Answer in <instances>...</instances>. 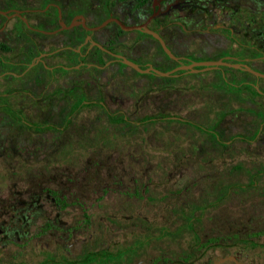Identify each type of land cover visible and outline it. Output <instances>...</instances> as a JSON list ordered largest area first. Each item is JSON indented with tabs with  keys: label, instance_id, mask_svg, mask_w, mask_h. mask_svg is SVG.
Returning a JSON list of instances; mask_svg holds the SVG:
<instances>
[{
	"label": "rangeland",
	"instance_id": "rangeland-1",
	"mask_svg": "<svg viewBox=\"0 0 264 264\" xmlns=\"http://www.w3.org/2000/svg\"><path fill=\"white\" fill-rule=\"evenodd\" d=\"M55 1L66 19L79 12L92 25L103 21L113 2L115 14L132 4ZM261 12H251V28L257 23L255 28L264 29ZM28 18L34 22L42 15ZM236 20L237 15L230 18ZM46 25L55 27L40 20L37 28ZM74 33L81 31L23 32L16 21L0 31V60L29 62L36 46L46 53L43 64L53 67L38 72L42 66L34 62L19 77L0 76V96L5 94L29 124L0 114V220L15 214L9 198L11 205L18 201L26 209L8 236H0V264L44 259L65 264L87 253L132 246L134 252L117 264H210L226 256L264 264V79L229 67L160 77L137 73L105 55L101 65L92 45L81 44ZM94 35L136 64L148 62L160 71L169 66V58L136 32L119 33L111 24ZM254 37L250 43L261 47ZM215 43L211 48L191 43L180 55L188 64L218 59ZM225 49L239 52L229 42ZM225 81L235 87L245 81L259 92L245 84L236 91ZM74 86L87 100L101 97L104 108L82 107L61 130L68 103L77 99L70 91ZM113 113L124 114L127 123L112 122ZM144 115L179 121L140 123ZM46 122L57 129L34 130V124ZM194 125L215 132L218 142Z\"/></svg>",
	"mask_w": 264,
	"mask_h": 264
},
{
	"label": "flooded vegetation",
	"instance_id": "flooded-vegetation-1",
	"mask_svg": "<svg viewBox=\"0 0 264 264\" xmlns=\"http://www.w3.org/2000/svg\"><path fill=\"white\" fill-rule=\"evenodd\" d=\"M121 1L132 2L131 7H124V9L119 10V13L115 14L112 11L111 7L116 6L117 2H113L111 4L112 6H109L106 17L103 19V21L109 18H116L125 26H140L142 24H145L147 29L156 32L160 36V38L164 41L166 47L174 56L178 58L180 57L179 60H173L175 62V67L184 65L183 61L186 62L185 64H188L186 57L181 56L180 52H184L191 43L193 45H196L197 48H199L203 43L211 48L213 47V45L210 46L209 44L214 41L216 42L214 46H216V48L221 51V56L218 59L231 64L244 65L254 71L264 73V29L255 28L257 23H253V28H251L250 25L251 12H254L257 8L261 9L262 11V16L260 18H264V0H144L141 3L140 0ZM60 8V4L55 0H42L41 8L24 6L20 4L15 5L6 0H0V31L5 28L6 24L10 22L15 23L16 21L21 26L23 32L25 31L52 36L58 34L60 31L68 30L62 29L60 31L52 33L60 28V23L67 26L73 22L76 24L72 28H69L70 30H73L74 32H76L78 29L80 31L81 29L83 30V32L81 31V34H84L81 44L86 43L90 47L92 45L90 43V40H94L106 50L108 48L107 45L95 39V32H99L104 27L111 24L117 28V31L119 33L125 32V30H122L114 22H109L104 27L99 28L93 32L85 31L79 23L81 21L79 16L83 17L84 24L88 27L98 26L103 21L99 24L92 25L87 21L85 16L79 12H75L71 16V18L66 19L63 15V10H61ZM51 10H54V16L51 14ZM31 14L42 15V18L37 19V21L31 22V20H29L28 18V16ZM234 15H237V20L235 21V23L230 22V18ZM22 18L26 19L27 24L23 22ZM40 20L46 22L47 24L54 25L55 27L51 28L46 25V29L37 28V23ZM42 31L46 33H43ZM127 32H136L139 39L145 38L147 40H150L159 48L160 52H163L158 40L148 32H145L143 29L127 30ZM80 35H75L74 33V38L80 40ZM239 36L243 37L242 42H240ZM253 36H255V39H258L261 47L252 45L250 43L251 37ZM228 42L231 44H235L239 48V52L236 54H231L226 51L225 48ZM146 46H148V44L144 45L143 47ZM92 47L95 50L96 46L92 45ZM34 50L36 54L31 57V60L29 62L21 61L19 63H10L5 62L4 60H0V67L3 68L0 76L19 77L34 68L36 66L34 65V62H38L42 66V69L38 72H41L42 70L51 72L53 67L47 66L42 62V59L44 58L43 56L46 55V53L41 52L36 46L34 47ZM107 51L114 55L124 56L121 51H116L111 48ZM163 55L168 59V56L165 53ZM109 57L119 61L111 54H109ZM129 60L134 61L132 59ZM141 65H145L146 67L152 66L156 68L154 65L148 62L142 63ZM258 66H261L262 69H260V67ZM221 67L228 68V66H219L217 68ZM18 68H21V72L17 74L15 73V69ZM229 68L233 70L237 69L246 71L241 68ZM75 101L68 103V110L62 121V125L60 127L61 130H64L68 127L73 115L75 114V112L71 114L68 125L64 127V122L69 117V112L73 108ZM85 101L87 102L95 100H87L86 98ZM8 105L12 106L7 102L5 94H3L2 96H0V114L7 116L9 119H12L11 115L6 112V108ZM25 124L26 125L24 126L29 125L28 122H26ZM43 125L53 126V128H45L46 130L57 129V126L50 122H46ZM43 125L34 124L33 128L37 131L41 128H37L36 126ZM7 200L9 208L13 209L15 214H5L4 219L0 220V236H8L11 224L20 222L23 218V215H21V213L26 210H21L22 203H19L17 201L11 205L10 198ZM234 257L235 260L239 262V264H244V262L238 260L236 256ZM219 260L220 258H212L210 264H236L234 261L220 262Z\"/></svg>",
	"mask_w": 264,
	"mask_h": 264
},
{
	"label": "trees",
	"instance_id": "trees-1",
	"mask_svg": "<svg viewBox=\"0 0 264 264\" xmlns=\"http://www.w3.org/2000/svg\"><path fill=\"white\" fill-rule=\"evenodd\" d=\"M144 0H140V3L143 2ZM81 31L83 32V30L81 29ZM84 34H81L80 35V42L83 40ZM107 50H110V48H107ZM95 51H96V61L103 65L105 64L106 62L104 60H102V57L100 55H105V56H109L108 53L100 50L99 48L95 47ZM162 54H164L162 51H161ZM29 60H31L29 58ZM169 60V66L167 67L166 70H163V71H169V70H172L174 67H175V62L171 59H168ZM186 62L183 61V64H185ZM138 66L141 67V68H146L145 65H141L138 63ZM180 73H183V71H176L174 74L177 75V74H180ZM254 79H256V77L254 75H251ZM170 78L172 76H169ZM168 77V78H169ZM225 84L229 87H231L232 89L236 90V91H240L241 90V84H245L244 86L245 87H248L250 88L253 92L255 93H258L259 90L257 87H255L254 84H251V83H247L245 81H239L238 84H237V87L234 86V84L232 83H229V82H226L225 81ZM239 85V86H238ZM70 91H73V92H76L77 94V100L75 101L74 105H73V108L70 110L69 112V117L67 118V120H65L64 122V127H66L70 121V116L72 113L78 111L79 109H81L82 107L86 106V105H92V104H97V105H100L102 108H104L103 104H102V98L99 97L97 100L95 101H85L86 97L84 96V93L81 89H79L77 86H74L71 88ZM6 112H8L10 115H11V118L12 120L16 123V124H21V125H26V121L24 120V117H23V114L21 111H19L18 109H16L15 107H12L10 105L7 106L6 108ZM113 116L115 118H113ZM109 119L114 122V123H127V118L124 114H115L113 113L112 115H109ZM166 119H169V120H173V119H177L175 117H167V116H164V115H144L140 118V123H150V124H154V123H157V122H160V121H163V120H166ZM177 121H179L177 119ZM37 128H53V126L51 125H43V126H36ZM194 128L195 129H198L199 131L203 132V133H206L207 135H209L215 142H218L217 140V134L215 132H213L212 130H205L203 129L202 127L198 126V125H194ZM190 222L191 220H188V226H190ZM147 243V241H143L142 242V245ZM135 246H132V247H128V248H123V249H120L118 251H116L115 253H110V252H107V251H100V252H97V253H87V254H84L83 256H81L80 258L76 259V260H65V264H90V263H93L95 261H99L101 264H117L121 261V259L123 257H125L127 254L129 253H133L134 250H135ZM49 259H44L42 260L41 262H39L38 264H48L49 263Z\"/></svg>",
	"mask_w": 264,
	"mask_h": 264
},
{
	"label": "water",
	"instance_id": "water-1",
	"mask_svg": "<svg viewBox=\"0 0 264 264\" xmlns=\"http://www.w3.org/2000/svg\"><path fill=\"white\" fill-rule=\"evenodd\" d=\"M59 16H60V11H59ZM79 18L81 19V21L79 22L81 24V26L83 27V29L85 31H89V32H93L99 28L104 27L106 24H108L109 22H114L115 24H117L122 30H133V29H143L145 32H148L149 34H151L154 38H156L163 50V52L168 56V58L172 59V60H179L180 57H176L174 56L169 49L166 47L164 41L160 38V36L152 31L146 28L145 24H142L140 26H125L123 25L119 20H117L116 18H109L105 21H103L100 25L95 26V27H88L84 24V20L82 16H79ZM23 22L25 24L26 23V19L22 18ZM76 23H70L69 25H63L62 23H60V28L52 33H55L57 31H60L62 29H69L72 28L73 26H75ZM28 26V25H27ZM43 33H46L44 31H42ZM89 39V38H87ZM90 43L93 46H96L97 48L113 55L116 59H118L122 64L130 67L132 70L136 71L137 73H151L154 75H158L160 77H169V76H175V72L176 71H187V72H197V71H206V70H210V69H214L217 68L219 66H228V67H233V68H241L246 70L247 72L251 73L254 76L260 77L264 79V74L254 71L252 69H250L249 67H246L244 65H239V64H231V63H227L224 62L220 59L218 60H206V61H201V62H195V63H190V64H184V65H179L175 68H173L172 70L169 71H160L152 66H147L146 68H141L138 66V64L132 62L131 60L127 59L126 57L122 56V55H114L112 53H110L109 51H107L104 47H102L100 44H98L97 42H95L94 40H90ZM33 65V64H32ZM220 262H225V261H234L236 264H239L238 261L235 260L234 256H226V257H222L219 260Z\"/></svg>",
	"mask_w": 264,
	"mask_h": 264
}]
</instances>
